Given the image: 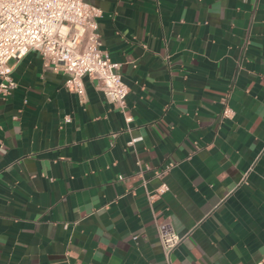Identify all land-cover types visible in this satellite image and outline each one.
I'll return each instance as SVG.
<instances>
[{
  "label": "crops",
  "instance_id": "obj_1",
  "mask_svg": "<svg viewBox=\"0 0 264 264\" xmlns=\"http://www.w3.org/2000/svg\"><path fill=\"white\" fill-rule=\"evenodd\" d=\"M88 1L126 109L36 50L10 62L0 264H169L165 222L170 264H264V0Z\"/></svg>",
  "mask_w": 264,
  "mask_h": 264
},
{
  "label": "built area",
  "instance_id": "obj_2",
  "mask_svg": "<svg viewBox=\"0 0 264 264\" xmlns=\"http://www.w3.org/2000/svg\"><path fill=\"white\" fill-rule=\"evenodd\" d=\"M102 10L88 0H0V92L17 86L12 76V60L20 61L31 50L38 51L45 65L66 75V87L83 96L85 77L99 79L107 98L125 111L129 86L120 71L121 64L103 48L98 19ZM225 106L222 117L231 118ZM70 121V118L66 119ZM131 122L130 116L126 117ZM142 140L136 137L132 143ZM168 185L162 183L156 195ZM158 236L167 262L183 238L171 222L159 224Z\"/></svg>",
  "mask_w": 264,
  "mask_h": 264
}]
</instances>
